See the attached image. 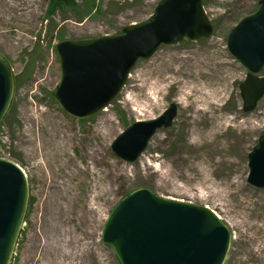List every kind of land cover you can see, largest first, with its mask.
Returning <instances> with one entry per match:
<instances>
[{
    "label": "rangeland",
    "instance_id": "1",
    "mask_svg": "<svg viewBox=\"0 0 264 264\" xmlns=\"http://www.w3.org/2000/svg\"><path fill=\"white\" fill-rule=\"evenodd\" d=\"M50 1L0 0V54L15 78L0 157L25 171L32 202L12 264H120L103 228L124 195L141 188L213 211L232 233L224 264H264V189L248 182L249 154L264 135V98L244 111L248 71L227 46L259 0H205L210 38L162 45L135 65L110 106L83 120L53 98L57 44L120 34L148 21L161 0H77L83 22L71 12L48 18ZM171 104L173 126L160 129L136 162L114 154L127 128ZM247 217L251 226L238 224Z\"/></svg>",
    "mask_w": 264,
    "mask_h": 264
},
{
    "label": "water",
    "instance_id": "2",
    "mask_svg": "<svg viewBox=\"0 0 264 264\" xmlns=\"http://www.w3.org/2000/svg\"><path fill=\"white\" fill-rule=\"evenodd\" d=\"M205 0H161L148 21L122 33L63 40L56 46L61 80L57 104L83 120L104 111L124 88L134 66L148 60L162 45L212 36L214 27ZM231 55L248 71L240 85L244 111H254L264 97V0L227 37ZM15 78L0 54V126L13 99ZM178 107L171 104L158 118L136 122L112 144L114 154L136 162L151 138L173 125ZM248 182L264 189V135L249 154ZM30 203L26 174L12 160L0 157V264H12ZM120 264H224L232 243L227 225L207 207L164 199L146 188L124 197L111 211L103 232Z\"/></svg>",
    "mask_w": 264,
    "mask_h": 264
},
{
    "label": "trees",
    "instance_id": "3",
    "mask_svg": "<svg viewBox=\"0 0 264 264\" xmlns=\"http://www.w3.org/2000/svg\"><path fill=\"white\" fill-rule=\"evenodd\" d=\"M77 0H51L49 5V10L47 11V17L51 18L56 12L73 13L77 22H83L84 11L83 8L77 5ZM84 9L87 11L86 7ZM126 195H124L125 197ZM32 202H30V205ZM29 205V206H30Z\"/></svg>",
    "mask_w": 264,
    "mask_h": 264
},
{
    "label": "bare ground",
    "instance_id": "4",
    "mask_svg": "<svg viewBox=\"0 0 264 264\" xmlns=\"http://www.w3.org/2000/svg\"><path fill=\"white\" fill-rule=\"evenodd\" d=\"M94 154H95V152H94ZM204 168V167H203ZM204 170H205V168H204ZM238 188H240V186H238ZM233 224H235V223H233ZM238 224L239 225H244V226H251L252 225V223H250L249 222V220H248V217L247 218H244V221H242V222H238Z\"/></svg>",
    "mask_w": 264,
    "mask_h": 264
}]
</instances>
